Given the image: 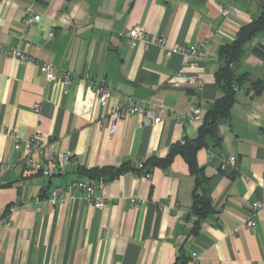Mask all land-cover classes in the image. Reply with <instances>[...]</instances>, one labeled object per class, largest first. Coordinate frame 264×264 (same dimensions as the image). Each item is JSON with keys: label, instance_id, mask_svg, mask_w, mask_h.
Listing matches in <instances>:
<instances>
[{"label": "crops", "instance_id": "crops-1", "mask_svg": "<svg viewBox=\"0 0 264 264\" xmlns=\"http://www.w3.org/2000/svg\"><path fill=\"white\" fill-rule=\"evenodd\" d=\"M230 5L237 15H227ZM263 13L264 0H0V165L9 166L0 173V264H184L192 253L199 264H264V209L252 210L264 205V90L252 87L258 79L264 84V54L255 51L264 50V30L230 66L250 79L235 87L229 120L197 152L213 211L194 214L202 187L196 189L182 156L166 168L151 166L150 179L138 168L148 158L165 157L173 144L198 138L222 96L220 48ZM29 17L40 21L28 25ZM136 27L148 31V43L133 47L119 38ZM159 38L165 48L156 44ZM201 43L208 50L197 68L180 54L166 55L177 45ZM11 48L36 62L8 56ZM43 62L54 67V80L41 71ZM63 72L73 75L70 82ZM189 75L200 77V87H189ZM100 79L111 89L105 105L94 91ZM129 99L170 114L156 125L144 116L120 119L111 137L110 114ZM193 105L201 120L175 119ZM36 135L46 151L72 155L49 178L26 170L25 143ZM221 154L235 156L236 168L221 171ZM31 158L39 160L37 153ZM125 164L135 168L110 180L96 178L112 199L107 208L97 209L79 191L51 203L55 188L92 181L90 170ZM132 196L143 202L132 205ZM250 219L256 226L248 230Z\"/></svg>", "mask_w": 264, "mask_h": 264}, {"label": "built area", "instance_id": "built-area-1", "mask_svg": "<svg viewBox=\"0 0 264 264\" xmlns=\"http://www.w3.org/2000/svg\"><path fill=\"white\" fill-rule=\"evenodd\" d=\"M239 10L235 5L228 6L227 15H237ZM40 21L39 17H29L26 20L28 25L33 23H38ZM120 39L127 41V43L133 47L137 43H148L149 34L144 27H136L126 31H121L118 33ZM49 37H53V33L49 34ZM156 44L160 47H166V40L159 38L156 41ZM208 45L207 43H201L196 46H183L177 45L172 49L167 50V57H171L174 54H180L181 56L187 59V65L190 68H197L200 61L204 60L207 56ZM7 55L17 58L21 62L35 63L36 59L31 57L18 49H8ZM43 73L46 74L47 79L54 80V67L46 62H43L39 65ZM62 79L68 83L72 80L73 75L69 72H63L61 75ZM188 85L190 88L200 87L202 80L197 75L188 76ZM175 87H179L178 83L174 84ZM94 91L97 94L100 103L105 105L111 97V89L107 86L104 79H100L95 83ZM38 109V106H37ZM169 111L165 109H160L158 113L154 110H147L141 103V101L136 99H129V102L125 106H118L113 108L110 118L108 121L109 134L112 137L116 131V123L120 119H126L130 116H144L146 122L149 124H160L165 117L169 116ZM175 119L179 122L189 121L190 123L199 121L202 119V113L200 108L197 105H193L188 113H176ZM21 147L20 143L17 142L15 148L19 150ZM25 148L28 151L29 155L26 158V170L31 174L43 175L45 177H51L59 173L66 165H68L72 159L70 152H61L56 153L54 151H46L45 148L41 145L39 137L33 136L30 140L26 141ZM37 153L39 156L38 161L32 160V154ZM221 159V170L226 171L229 168H236L237 158L235 156H225L220 155ZM138 168L144 170V164L141 162L138 165ZM9 170L8 165H0V173H5ZM147 179H150L152 175L150 173H144ZM76 191L82 192L85 195L86 200L93 204L97 209L103 210L112 203V199H109L103 196L102 193V184L96 181L91 180H75L66 186H61L55 188L51 193V203L53 205L62 204L65 201H68L72 198ZM132 205L138 206L143 201L138 196H132L129 198ZM264 209V205L261 202L253 205V213H257ZM256 226V223L250 219L246 222L245 227L248 230L253 229ZM184 264H199V257L197 253H192L189 260Z\"/></svg>", "mask_w": 264, "mask_h": 264}, {"label": "trees", "instance_id": "trees-1", "mask_svg": "<svg viewBox=\"0 0 264 264\" xmlns=\"http://www.w3.org/2000/svg\"><path fill=\"white\" fill-rule=\"evenodd\" d=\"M263 30L264 13L258 19H255L250 24L242 27L233 42L225 44L220 48L219 56L223 60V64L216 72V81L222 90V96L211 105L210 110L205 116L202 127L200 128L198 138L193 141L185 140L173 144L165 157L148 158L143 162L145 173H151V166L166 168L176 156L180 155L186 160L191 173L196 177V189L202 187L204 178H201V176H203L201 173L202 169H200L197 164V152L206 145V138L208 136L216 137L218 126L229 120L231 108L236 101L237 92L235 87H238L243 81L250 79L246 74H234L231 71L230 66L232 63L239 62L244 58L245 44L251 41ZM255 51L258 54H264V50L259 47L255 48ZM252 87L257 93L264 90V84L259 79L252 81ZM134 168L135 167L130 164H125L118 169L98 168L90 170L87 173L93 178V181H97L96 178L98 179V177H103L102 180L105 181V179H113L115 176ZM200 191L201 193H198V191L195 192L193 211L195 215L203 218L213 211V203L211 202L204 186Z\"/></svg>", "mask_w": 264, "mask_h": 264}, {"label": "rangeland", "instance_id": "rangeland-1", "mask_svg": "<svg viewBox=\"0 0 264 264\" xmlns=\"http://www.w3.org/2000/svg\"><path fill=\"white\" fill-rule=\"evenodd\" d=\"M139 170H140V169H139ZM220 170H221V168H220ZM221 171H222V170H221ZM142 172L145 173V170H142ZM223 172H225V171H223ZM150 174H151V173H150ZM144 177H145V176H144ZM109 205H110V204H109ZM109 205H108V206H109Z\"/></svg>", "mask_w": 264, "mask_h": 264}]
</instances>
